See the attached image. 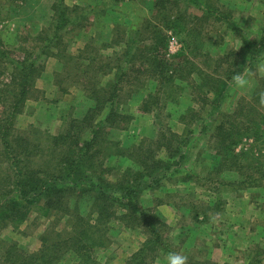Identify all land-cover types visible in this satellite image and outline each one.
I'll use <instances>...</instances> for the list:
<instances>
[{
    "label": "rangeland",
    "instance_id": "rangeland-1",
    "mask_svg": "<svg viewBox=\"0 0 264 264\" xmlns=\"http://www.w3.org/2000/svg\"><path fill=\"white\" fill-rule=\"evenodd\" d=\"M204 1L219 17L204 15L205 6L189 0H0V50L5 52H0V126L10 117L21 83L18 79L12 89V62L35 59L32 91L12 117L11 144L16 145L15 138L23 143L24 158L18 155L17 166L0 142V206L17 196L16 177L57 176L61 159H74L62 145L56 149L50 136L61 134L71 120L82 121L92 108L91 123L77 130L78 137L88 138L108 106L117 116L99 132L96 150L91 158L83 157L82 168L95 182L98 173L107 172V192L141 179V205L155 211L151 214L161 237V244L143 252L154 237L143 222L126 226L116 219L125 211L114 200L116 207L105 221L95 222V193L77 190L48 217L35 209L19 226L0 223V261L18 251L26 260L42 252L40 264H129L140 253L142 264H163L168 252H182L188 264H264V107L257 96L264 91V76L257 74L246 91L229 87L221 108L203 125L199 121L213 102V96L205 95L203 75L215 70L227 74L230 59L224 58L240 51L243 38L264 41V0ZM58 6L65 8L67 21L57 30L52 19ZM56 33L58 41L49 47ZM218 60L223 65L217 68ZM233 62H238L235 71L246 66L256 72L264 56L252 65L240 56ZM115 85L119 91L111 106L107 98ZM103 88L102 100L90 98L94 89L100 93ZM147 100L151 104L144 108ZM189 108L196 114H185ZM232 112L237 116L225 128L235 131L234 136L221 135L235 142V162L217 164L226 150L217 121ZM123 114L129 120L120 118ZM182 139L180 154L186 158L181 166L157 182L151 176L164 174L161 169L141 176L151 168L138 147L146 146L147 158L152 155L162 166L176 161L174 150ZM86 222L106 231L103 245L93 246L82 235ZM78 223L83 227L79 232Z\"/></svg>",
    "mask_w": 264,
    "mask_h": 264
},
{
    "label": "trees",
    "instance_id": "trees-1",
    "mask_svg": "<svg viewBox=\"0 0 264 264\" xmlns=\"http://www.w3.org/2000/svg\"><path fill=\"white\" fill-rule=\"evenodd\" d=\"M190 4H193L195 6H205V9L203 10L204 15L206 16H211L212 14L216 17H219L218 11L213 7L210 6L208 3L204 0H189ZM56 8H59V12L53 16V22H52V27L57 28V30L62 27L63 23L67 21L66 19V10L65 8H61V6H58ZM55 40V41H54ZM56 40L58 41V36L57 33L54 34V38L51 39V43L49 47L55 46L56 45ZM3 54L5 53L4 51L0 50ZM230 55V56H228ZM228 55L224 58L226 60H231L235 59V56L239 58L241 57V61L244 63H249L253 64V62L257 61V58L260 56H264V41H255L253 39H247L243 38V45L240 49L239 52H229ZM222 60V59H221ZM227 62V65L229 66L226 68L228 71L227 74L224 76L217 75V71L215 70L214 72L210 74H205L203 75L205 79V85L208 87L207 92H205L206 97L213 96V102L211 103V111L208 112V116L206 118H203L200 121L202 125L204 124L205 121L209 118L210 115H212L214 112L218 111L221 108L222 102L225 100V92L229 88V81L231 80V77L236 73L239 72V70L235 71L234 68H237V63L233 62L230 64ZM29 61V62H28ZM35 59L30 60L27 58H22L18 59L15 62H12L14 65V73L12 77V89L14 90L15 86L17 85V80L21 79L20 85H17V90L14 93V98L12 101V112L10 114V117L6 120V123H2L0 126V142L3 143L4 147V152L8 154L10 157V162L14 165L17 166V163L15 162L18 160V155L22 156L24 158V154L22 149L20 148L22 146V141L20 139L15 138L16 145L11 144V139L13 138V121L12 117L14 118L17 112L20 110L21 106L27 99L29 93L32 91V74L35 72V67H34V62ZM219 61V60H218ZM215 61V64L218 67L222 66L223 64L219 61ZM225 62V61H224ZM160 63V62H159ZM162 63V61H161ZM226 63V62H225ZM12 65V67H13ZM232 71V72H231ZM231 72V73H230ZM230 73V74H229ZM233 74V75H232ZM119 79V78H118ZM103 89H100V93H98L95 89L90 95H93L94 97H91V99L96 101V98L99 100L102 96H106V91L104 92ZM158 90V91H157ZM157 93L159 94L161 92V89H157ZM258 90V89H256ZM117 91V92H116ZM118 91L119 88L117 89V86H114V92L113 93H107L109 94L108 102H110L109 105L112 106L113 100L117 98L118 96ZM156 93V94H157ZM150 97V95H149ZM196 98V97H195ZM207 98V99H208ZM148 99V97H147ZM151 99V97H150ZM197 99V98H196ZM94 101V102H95ZM195 101V100H194ZM102 103V102H101ZM103 101V105H104ZM150 101L147 100L144 103V108L148 107L150 105ZM108 106L105 107L104 110V117L95 122V124L92 126V132L88 138H83L78 137L77 135V130H81V126L83 123H91L92 121V116H93V109L91 108L88 110V113L84 118L81 120H71L69 123H66L65 129L62 130L61 134L57 136H50L49 141L55 146L56 149L59 148L60 145H62L65 148V151L68 152V156L74 157L73 160H68V158H63L60 161V173L57 176H47V177H37L33 174H26L24 175L25 181L21 180L20 178L17 179L15 178V191L17 193V196H11L9 198H6V200L1 204L0 206V223L8 222L12 223L16 226H19L23 224L27 218L29 217L30 214L33 213L35 209L43 210L44 213L43 215L47 216L49 213L53 211V209H56V205L65 203L66 198L70 192H77V190H80V193L82 195H88V194H93L95 193L96 199L94 200L93 203H95V210H93V213L97 214V217L95 219V222H101L105 221V215L108 216L110 214V208L116 207V204L114 201L117 202V205L120 206L122 210L125 211L121 216L116 217V219H121V221H124L126 226H129L132 224V221H138L140 220L143 222L149 232L154 235V237H150L149 240L146 242L145 247L143 249V252L147 250L148 248H154V245L156 246L157 244H161V237L159 235V230H158V225L156 224L155 221V216L152 215L151 213H155V211L152 209H145L141 205V198H140V192L141 189L139 188V184L141 179H137L136 181L133 182H128L127 184H124L122 186H116L115 184H112L115 189L107 192V189L105 185L107 186L106 183V176L107 172H96L100 174V177L98 178L97 182H95L92 178V175H87L88 172L82 168L81 160L83 157L87 156V158H91L89 154L93 155L94 150V143L97 135L99 132L102 131L104 125L106 123H111V120L115 119V116L117 114L113 111V109H109ZM249 113L253 110L252 106H249ZM149 108V107H148ZM154 109V108H153ZM102 110V108L97 109V114ZM108 110V111H107ZM146 110V109H145ZM154 111V110H153ZM157 111V110H156ZM94 113V116L97 114ZM159 113V109L157 114ZM193 114L195 111H193L191 108L188 109V111L185 114ZM155 114V113H154ZM196 114V113H195ZM198 115V114H197ZM184 116V115H183ZM237 116L236 112L228 113V114H222V118L217 121V127H216V132L219 135V138L223 139L226 144V150H223L222 153H224V158L223 156L222 159L216 160L217 164L220 162H228V159H230L232 162H235V155H234V148L233 146L235 145L233 141L229 138H224V136L221 135V133H225L228 137H231V135L234 136V132L231 128H225L227 124ZM251 116V114H249ZM200 117V115H199ZM120 118H129L123 114L120 116ZM94 119V118H93ZM264 119V117H263ZM129 120V119H128ZM199 123V124H200ZM254 123V122H253ZM88 124V123H87ZM255 125V124H253ZM260 124L256 122V129L259 130ZM205 128V127H203ZM176 134H170L169 137H174ZM222 136V137H221ZM166 138V137H164ZM167 140H171L169 138H166ZM185 139H182V143L178 144L177 147H175L174 154L176 155L174 158L176 161L173 162H166L162 166H160L161 161H156L152 160V155L148 157V151L146 149V146H140L138 147L142 156L141 159L142 161L145 160L146 167L151 168L150 172H144L141 176L148 174V175H153L157 171V169H161L164 174H157L156 176H151L152 180L154 182H157L160 178L163 176H166L171 172L172 169L175 167L181 166L182 162L186 158L185 154H180V149L181 145H184L183 143L185 142ZM170 141H168L169 143ZM228 142V143H227ZM187 144V142H186ZM160 147V146H159ZM93 148V149H92ZM20 150L19 154L16 153V151ZM34 150H36V146H34ZM138 150V151H139ZM93 151V152H92ZM86 152L84 155L81 153ZM136 152V151H135ZM146 153V154H145ZM112 153H109L111 155ZM221 155V154H219ZM140 159V158H139ZM147 159V160H146ZM21 162V160H18ZM89 161V160H88ZM148 161V162H147ZM229 163V162H228ZM92 169L93 168H89ZM88 169V170H89ZM98 171V170H97ZM20 173V171H19ZM178 173V172H175ZM263 180H264V173L262 174ZM108 180V179H107ZM145 183V182H144ZM150 184H148L149 186ZM147 187V186H146ZM114 200V201H113ZM116 209V208H115ZM112 214L114 216L115 210L112 211ZM94 223V221H92ZM160 222V221H159ZM130 223V224H129ZM161 223V222H160ZM77 225H81V223H78ZM87 228L84 229L85 232L82 233V235L87 238L91 242L93 246H101L103 243H105L106 239V231H103L104 233L99 232V230L95 229L94 224H91L86 222L84 224ZM81 226H77V232L78 230L81 229ZM98 227V226H97ZM106 228V225H104V229ZM83 229V227H82ZM94 230H96L94 232ZM81 235V236H82ZM16 250V248H14ZM11 252V253H10ZM10 254H5V257L2 261H0V264H40L43 260L45 259V255L42 254V252H39L37 255L36 259H29L27 260L23 258L22 256L18 255L19 252L17 251L18 254L15 255L12 251H9ZM55 256V255H54ZM141 254H137L134 256V259H131L129 264H142V256Z\"/></svg>",
    "mask_w": 264,
    "mask_h": 264
},
{
    "label": "clouds",
    "instance_id": "clouds-1",
    "mask_svg": "<svg viewBox=\"0 0 264 264\" xmlns=\"http://www.w3.org/2000/svg\"><path fill=\"white\" fill-rule=\"evenodd\" d=\"M257 74L264 76V62L258 63L256 72L246 66L243 71L236 72L229 81V87L238 91H246ZM257 96L259 106L264 107V91L258 92ZM157 264L161 262L158 261ZM163 264H188V256L182 252H168L164 256Z\"/></svg>",
    "mask_w": 264,
    "mask_h": 264
}]
</instances>
